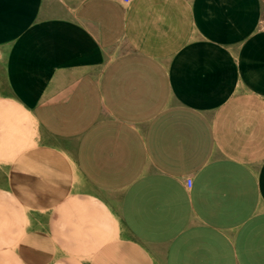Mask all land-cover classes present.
<instances>
[{
  "label": "crops",
  "instance_id": "0c3cea01",
  "mask_svg": "<svg viewBox=\"0 0 264 264\" xmlns=\"http://www.w3.org/2000/svg\"><path fill=\"white\" fill-rule=\"evenodd\" d=\"M0 264H264V0H0Z\"/></svg>",
  "mask_w": 264,
  "mask_h": 264
},
{
  "label": "built area",
  "instance_id": "2783aa9c",
  "mask_svg": "<svg viewBox=\"0 0 264 264\" xmlns=\"http://www.w3.org/2000/svg\"><path fill=\"white\" fill-rule=\"evenodd\" d=\"M124 1H128V0H124ZM190 184H191V178L187 177L185 179V185H186V187H190Z\"/></svg>",
  "mask_w": 264,
  "mask_h": 264
}]
</instances>
